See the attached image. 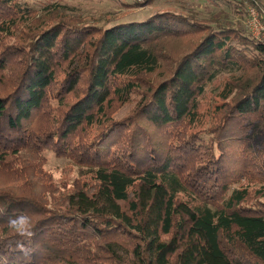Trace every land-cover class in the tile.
<instances>
[{
	"label": "trees",
	"instance_id": "trees-1",
	"mask_svg": "<svg viewBox=\"0 0 264 264\" xmlns=\"http://www.w3.org/2000/svg\"><path fill=\"white\" fill-rule=\"evenodd\" d=\"M260 123L264 45L227 18L99 26L60 0H0V264H264ZM47 151L78 168L72 189ZM20 213L31 239L8 226Z\"/></svg>",
	"mask_w": 264,
	"mask_h": 264
},
{
	"label": "rangeland",
	"instance_id": "rangeland-1",
	"mask_svg": "<svg viewBox=\"0 0 264 264\" xmlns=\"http://www.w3.org/2000/svg\"><path fill=\"white\" fill-rule=\"evenodd\" d=\"M31 4H45L49 0H26ZM78 10V14L91 23L105 26L108 23L142 22L158 13L173 12L188 15L197 19H207L221 16L233 21L238 26L247 29L253 36L250 25V10L255 9L264 21V0H245V13L243 16L235 13L228 4L212 3L208 0H155L146 5L144 0H60ZM142 4V5H138ZM224 77L213 82L200 102L201 127L209 126L211 113L218 103V94L224 88ZM141 96L133 95L130 102L117 108L112 114L116 119L129 118L139 103ZM143 121H141L142 123ZM264 139V123H260L253 131V142L261 146ZM45 170L53 176L54 183L65 189H72L73 183L78 178V168L67 158H59L52 151H47Z\"/></svg>",
	"mask_w": 264,
	"mask_h": 264
},
{
	"label": "clouds",
	"instance_id": "clouds-1",
	"mask_svg": "<svg viewBox=\"0 0 264 264\" xmlns=\"http://www.w3.org/2000/svg\"><path fill=\"white\" fill-rule=\"evenodd\" d=\"M8 226L25 239H31L35 235L32 218L25 213L10 216Z\"/></svg>",
	"mask_w": 264,
	"mask_h": 264
},
{
	"label": "built area",
	"instance_id": "built-area-1",
	"mask_svg": "<svg viewBox=\"0 0 264 264\" xmlns=\"http://www.w3.org/2000/svg\"><path fill=\"white\" fill-rule=\"evenodd\" d=\"M250 25L253 37L264 45V21L260 19V14L255 9L250 10Z\"/></svg>",
	"mask_w": 264,
	"mask_h": 264
}]
</instances>
